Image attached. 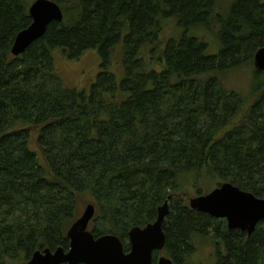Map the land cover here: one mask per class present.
<instances>
[{
    "label": "trees",
    "instance_id": "obj_1",
    "mask_svg": "<svg viewBox=\"0 0 264 264\" xmlns=\"http://www.w3.org/2000/svg\"><path fill=\"white\" fill-rule=\"evenodd\" d=\"M33 1L0 0V264L68 249L82 202L95 238L124 243L165 201L173 264H193L202 238L216 264H264V220L247 235L189 208L223 183L264 198V1L51 0L62 21L13 56ZM89 50L102 62L95 84L65 88L53 53ZM247 66V90L223 85Z\"/></svg>",
    "mask_w": 264,
    "mask_h": 264
},
{
    "label": "water",
    "instance_id": "obj_2",
    "mask_svg": "<svg viewBox=\"0 0 264 264\" xmlns=\"http://www.w3.org/2000/svg\"><path fill=\"white\" fill-rule=\"evenodd\" d=\"M28 14L30 25L20 31L13 42L11 53L21 55L36 39L42 37L52 22H61V8L51 0L31 2ZM255 69L264 72V47L256 51ZM168 201L158 208L156 220L144 228L134 227L128 235L130 252L124 253L121 241L107 234L94 237L88 229L94 208L87 205L81 216L67 231L68 251L62 248L35 251L26 264H153L154 251H161L165 245L163 220L168 213ZM189 208L207 214L214 219L224 220L229 230H239L250 235L256 225L264 220V198H258L238 187L223 183L211 192L189 199ZM157 264H172L167 258H160Z\"/></svg>",
    "mask_w": 264,
    "mask_h": 264
},
{
    "label": "rangeland",
    "instance_id": "obj_3",
    "mask_svg": "<svg viewBox=\"0 0 264 264\" xmlns=\"http://www.w3.org/2000/svg\"><path fill=\"white\" fill-rule=\"evenodd\" d=\"M264 1V0H263ZM214 35L208 36L207 40L212 41ZM215 40V39H213ZM213 50L216 46L209 45ZM54 69L57 73V77L61 80L63 86L67 89H74L76 91L88 93L91 85L95 84L97 74L101 70V59L97 51H86L77 60L67 59L61 52L55 51L52 55ZM112 64H116V60L112 61ZM254 68L243 67L237 70L230 71L221 77L223 85L229 90H236L244 92L249 88L252 72ZM205 192H211L205 190ZM87 202L80 204L82 214ZM196 251L191 259L193 264H216L217 257L215 246L212 239L202 238L196 241ZM219 249V248H218ZM165 256V255H161Z\"/></svg>",
    "mask_w": 264,
    "mask_h": 264
},
{
    "label": "flooded vegetation",
    "instance_id": "obj_4",
    "mask_svg": "<svg viewBox=\"0 0 264 264\" xmlns=\"http://www.w3.org/2000/svg\"><path fill=\"white\" fill-rule=\"evenodd\" d=\"M213 190V189H212ZM205 194H207V193H205ZM200 195H204V194H200ZM194 197H196V196H194ZM193 198V197H192ZM191 199V198H190ZM166 217V216H165ZM210 217V216H209ZM212 219H214V218H212ZM156 220V219H155ZM165 220V219H164ZM163 220V221H164ZM216 220H220L222 223H224V226L227 228V224H226V222H225V219L224 220H221V219H216ZM153 223V222H152ZM149 224H151V223H149ZM148 225V224H147ZM146 226V225H145ZM144 226V227H145ZM163 226H164V222H163ZM144 227H138V228H144ZM134 228V227H133ZM88 229H89V225H88ZM132 229V228H131ZM130 229V230H131ZM163 230V233H164V229H162ZM227 230L229 231V229L227 228ZM90 231V230H89ZM91 232V231H90ZM130 232V231H129ZM129 232H128V234H129ZM246 233V232H245ZM164 235H165V233H164ZM120 240V239H119ZM121 241V240H120ZM121 243H122V248H123V251H124V253H126V255H127V253H129L130 252V245H129V240H128V237H127V240L126 241H124V243L121 241ZM165 245H166V236H165ZM126 248V249H125ZM164 249H165V246H163V249L161 250V251H154L153 252V255H152V262H153V264H157V261L160 259V258H162L163 256H161L162 254L163 255H165L164 254ZM64 250V249H63ZM67 250V249H66ZM65 250V252H67ZM50 251V250H49ZM53 252V251H52ZM155 255L157 256L155 259H153L154 257H155ZM163 258H167L166 256H164ZM167 259H169V260H171L170 258H167ZM171 262H172V260H171ZM172 264H173V262H172Z\"/></svg>",
    "mask_w": 264,
    "mask_h": 264
}]
</instances>
